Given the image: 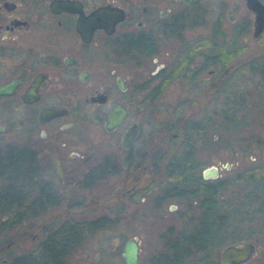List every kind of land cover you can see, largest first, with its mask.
<instances>
[{
	"label": "flooded vegetation",
	"instance_id": "flooded-vegetation-1",
	"mask_svg": "<svg viewBox=\"0 0 264 264\" xmlns=\"http://www.w3.org/2000/svg\"><path fill=\"white\" fill-rule=\"evenodd\" d=\"M61 1L0 0V85L13 83L15 86L12 93L0 95V102L3 99L13 100L16 102V108H31L32 130L26 135L27 144L37 147L41 154L47 157L49 163L53 161L60 165L63 164L64 157L60 158L58 153L66 149L70 150L67 159L83 162L80 150L85 137L77 129L81 118L79 116L81 104L88 105L89 108L111 104L103 122L114 107L124 106L127 113L119 125L112 131H106L104 128L103 130L107 134L121 130L119 146L126 152L125 156L120 160L114 157L111 159L123 162V170L126 174L133 173L131 179L135 182L127 187L125 192L130 195L129 197L139 194L141 197L139 199L142 201L147 198L151 188H157L151 196L149 211L153 213V219L157 224L168 218L179 221L180 226L171 224L163 231L173 230V234L170 235L171 240L177 237L175 233L179 231H174V227L180 229L203 227L211 219L210 208L200 206L197 208L194 204L198 202L193 200L188 202L192 206H188L187 203L182 211H177L174 203L169 204L165 211L162 202L163 191L169 187L167 184L179 187L185 184L182 179L171 181L162 174L172 165V160L165 159L164 156L183 155V150H177L185 145L175 143L166 146L161 141L156 145L144 139L146 144L144 152L149 149L147 153L151 154L154 151L157 153L154 158L134 159V149L141 138L142 126L139 120L128 121L131 113L129 104L132 103L134 94L138 103L162 101L163 98L169 97L170 91L167 89L174 81L186 87L204 84V98L205 101L208 100L210 93H214L211 90L224 87L228 83L227 76L230 75V70L225 65V52H235L236 56L246 47L255 45L251 51L249 64H242L235 70L252 71L251 67L264 65V28L258 35H254L253 14L247 9L244 0H235V5L240 1L244 3L246 15L240 21L234 22L232 6L227 7V19L232 25L231 40L225 38L226 31H219L220 33L215 31L212 33L214 36L217 34L218 37V47L215 48L216 42L211 40L213 36L208 32L200 43L204 47L214 45L217 52L213 56L210 53L205 54L204 63L198 64L192 62L195 57L192 38L188 36L185 38L182 29L171 30L172 27L178 28L179 20L178 16L170 15L168 9L163 15L164 10H160L158 18L146 31L138 29L145 25V21L139 19L134 24L138 30L118 33L119 25L134 14L129 8L122 6L127 15L123 21L116 24L112 33L96 28L90 39L85 41L75 28L78 13L62 9ZM71 1L75 7L80 5L85 14L99 5L114 3L105 1L96 6H89L87 0ZM259 1L264 5V0ZM146 9V5L143 4L141 13L145 14ZM219 20L221 23V18ZM250 37L254 43L251 42ZM169 40L175 41L174 47L171 46L174 41L171 43ZM260 41H262L261 45H257ZM228 43L235 44V47L230 48ZM227 46L231 50L227 49ZM211 58L215 60L213 63L208 62ZM131 66L138 67L141 71L140 78L143 77L133 82L134 87L130 85L129 80L128 72ZM215 66L220 69L216 70ZM200 70L203 72L199 73ZM253 72L259 74L258 71ZM185 99L193 100V96L182 95L181 101ZM46 108L58 109L60 112L47 120H38L39 112ZM146 111V107H143L138 118ZM148 113L152 114L154 111ZM180 119L182 120L183 117ZM132 124L137 125V131L128 147L124 149L120 145V140L123 132ZM180 132L179 126H176L170 132V136L175 138ZM149 137L151 140L152 135L149 134ZM202 170L200 176L205 181L219 177L218 172L215 178H204ZM87 171H75L74 175H79L82 179ZM142 179L148 180L147 186L136 185ZM175 181L178 184L174 185ZM174 198L178 200L180 196L176 195L171 199ZM162 243L161 241V245ZM150 262L151 260L148 264Z\"/></svg>",
	"mask_w": 264,
	"mask_h": 264
},
{
	"label": "rangeland",
	"instance_id": "rangeland-1",
	"mask_svg": "<svg viewBox=\"0 0 264 264\" xmlns=\"http://www.w3.org/2000/svg\"><path fill=\"white\" fill-rule=\"evenodd\" d=\"M105 1H112L117 5L125 6L134 13L131 18L119 25L117 29L118 33L125 30L136 31L138 29L146 31L149 25L158 18L160 10H170V15L178 16V28L181 27L184 31L185 38L187 36L192 38L191 40L195 48V57L192 62L198 64L204 63L205 54L210 53L213 56L217 52L215 48L218 47V37L217 34L214 36L212 33L217 32L218 18H221L220 31H226L227 33H224L225 38L227 37L228 40H231L232 25L227 19V7L232 6V14L235 18L234 22L240 21L246 15L247 11L243 2L240 1L235 5V0H193L187 5L183 4L182 1L175 0H87V3L89 6H96ZM143 4L147 8L145 14L141 13V6ZM139 19L144 20L145 25L136 29L134 24ZM208 32L213 36L211 40L216 42L215 48L214 45L204 47L200 43ZM250 38L252 40V37ZM174 40L169 41L172 43ZM251 42L254 43L253 40ZM261 42H258L257 45H261ZM173 45H175V41L174 44H171L172 47H174ZM228 45L230 48L235 47V44L228 43ZM252 46L254 47L255 45ZM229 47L227 46V49L231 50ZM253 47H246L240 54L234 55V57L226 61L225 65L230 70L229 77H232L231 81L224 87L211 90L214 93L211 92L206 101L203 91L204 84L199 83L195 86L186 87L182 83L174 81L170 88L167 89L170 91L169 97L163 98L162 101L154 102V113L151 114L148 113L147 103H138L135 100L134 94L133 101L129 104L131 113L128 121L139 120L142 126L141 138L134 149V159L155 157L156 151L150 154L147 153L149 150L147 149L146 153L144 152V148L146 147L144 139L148 140V143L151 141L150 143L156 145L160 141L166 146L174 145L175 143L169 139L170 135L168 136L167 133H170L174 129V126L178 124V120L181 117H183V120L189 118L192 121L191 123L194 124H199L202 117H206L210 119L207 130L202 134L196 133L201 139L197 138L192 142L193 150L195 151H193V160L191 163L194 166L196 174L200 173L205 167L216 166L219 177L210 179V181L221 180L223 185L226 186L227 181H231L230 179L253 169L255 170L254 179L233 183L227 188L224 187V189L229 194L230 191L245 192L260 188L263 189V80L259 74L250 69L243 71L235 70L242 64H249ZM213 59L211 58L208 62L213 63L215 61ZM215 68L216 70L220 69L218 66H215ZM202 72L200 70L199 73ZM128 73L131 82L130 85L133 87V82H136V79L143 78L142 76L140 78L141 71L138 67L131 66ZM186 94L193 96L194 104L191 106L187 104L189 103L188 99L181 101L182 95ZM237 101L240 104L242 102V104L236 111L237 113H234L235 108H238L239 105L236 104L234 108L232 104ZM180 102H182L181 107L178 106ZM15 106L16 102L13 100L3 99L0 102V124L4 126V131L0 134L1 146L5 144L21 145L27 142L26 135L32 130L30 124L31 108H16ZM110 106L111 104H107L89 108L88 105L81 104L79 110V116L81 118H79L77 129L85 137L80 150L83 162L75 161V159H67L70 154L69 149L58 153L60 158L64 157L61 168L65 170L66 176L63 180L59 181L60 183H57V186L61 189L62 195H68V197L60 206L53 207L37 219L26 221L13 229V233L10 235L12 239L15 237V242L21 247L25 249L30 247L40 237L41 230L49 226L54 227L58 222L67 218L81 220L102 217L103 221L110 222V224L107 227H102L88 234L83 245L69 258L68 263L124 264L121 256L123 243L126 239L135 236L139 241V262L140 264H148V261L156 256L162 247L159 239L160 233L168 225L178 224L180 226L179 221H175L174 219L171 220L168 218L161 224H157V221L153 219V213L149 211V205L151 196L157 188H151L147 198L142 201L139 199V194H134L129 197L130 195L125 190L135 182L134 179H131L133 173L126 174L125 170L120 166L118 167L119 171L117 174L106 177L95 186L88 188L82 187L81 177L79 175H73L75 176L74 179L79 182L72 183L74 179L69 174H74L75 171H87L94 166H98L105 158L114 157L120 160L125 156L126 152L119 146L121 130L110 134L105 133L103 130L102 122ZM143 107H146L147 111L138 118ZM232 113L237 118H242V116L246 118L243 125L239 128L242 137L237 143L226 142L229 137L226 135L224 121L226 116H232ZM182 132L178 136H175V138L179 137V140H185L188 136H195L190 131H187L183 135ZM149 134L152 135L151 140H149ZM254 135H260L259 139L254 138ZM186 148L187 146H181L177 151L183 150L185 152ZM175 156H178V154ZM45 177L51 178V173L46 172ZM136 185L145 187L148 185V180L142 179ZM189 201L184 198L178 200L169 199L163 204L164 210L167 211L168 205L174 203L177 206V211H182ZM194 205L197 207V204ZM221 206L223 207V205ZM249 209L252 210L251 207ZM168 213L171 214L170 212ZM246 216H248V218L246 217L247 220L239 222V229L237 231L231 227L229 233H224L223 240L216 239L210 245L211 259L215 264L219 263V254L223 246L231 243H240L242 241L254 242L257 249L256 254L244 264H259L261 261H264V220L262 221L260 214L257 212H253V214L248 213ZM225 222L232 224L231 219ZM178 230L180 228L174 227V231ZM250 232L253 234H249ZM13 254V251H6L0 255V264H6ZM200 254L192 253V255L183 257V260L191 264L199 258Z\"/></svg>",
	"mask_w": 264,
	"mask_h": 264
},
{
	"label": "trees",
	"instance_id": "trees-1",
	"mask_svg": "<svg viewBox=\"0 0 264 264\" xmlns=\"http://www.w3.org/2000/svg\"><path fill=\"white\" fill-rule=\"evenodd\" d=\"M219 19L217 31H220ZM180 29L181 27H172L171 30ZM225 53L226 61L235 55V52ZM251 68L252 71L259 72L264 86V65ZM229 76H227V82L231 81L232 77ZM188 102L190 106L194 104V100ZM181 104L182 102L178 106ZM236 104L239 105L238 108H235ZM241 104L239 101L232 104L235 108L234 113H237ZM147 110L153 111V103L147 102ZM245 120L244 116L237 118L233 113L232 116H226L224 128L229 137L226 142L237 143L241 139L239 128ZM209 121L210 119L202 117L199 124H194L189 118L182 119L174 128L179 126V129L183 131L182 135L187 131L195 134V136L186 137L185 140H179V137L173 138L169 136V132L167 133L172 142L187 146V151L178 156L165 155V159L172 160V165L168 166L162 174L171 181L182 179L185 184H181L180 187L167 184L169 187L163 191L162 202L165 203L176 195L180 196V199L194 200L198 202L196 206L210 208L211 219L203 227L181 228L175 233L177 237L173 240L170 239L173 230L162 232L159 236L163 242L162 247L149 264H188L183 257L192 253L201 254L191 264H215L209 249L214 240H223L224 233H229L231 227L237 231L239 222L247 220L248 213L257 212L262 221L264 220V188L245 192L230 191V194L224 189L230 184L254 179L255 170L251 169L238 174L224 186L221 180L212 182L203 180L200 173L196 174L194 166L190 164L195 151L192 142L199 138L196 133H205ZM253 137L259 139L260 135ZM47 160L37 147H32L27 142L21 145H0V255L6 251L14 252L6 264H69V258L83 245L88 234L110 224L103 221L102 217L81 220L67 218L54 227L49 226L41 230L40 237L26 249L15 242V237L12 239L10 234L13 233V229L26 221L37 219L53 207L60 206L68 197V195L63 196L61 189L57 186V183L66 176L65 170L58 162L49 163ZM119 166L124 168L123 162L105 158L98 166L84 173L80 180L81 186L88 188L99 184L106 177L117 174ZM46 172L51 173V178L45 177ZM69 175L74 179V174ZM75 182L79 181L74 179L72 183L75 184ZM173 184L178 183L175 181ZM190 205L188 203V206ZM229 219L232 220V224L225 222ZM259 264H264V261Z\"/></svg>",
	"mask_w": 264,
	"mask_h": 264
},
{
	"label": "water",
	"instance_id": "water-1",
	"mask_svg": "<svg viewBox=\"0 0 264 264\" xmlns=\"http://www.w3.org/2000/svg\"><path fill=\"white\" fill-rule=\"evenodd\" d=\"M182 1L187 5L193 0H175ZM205 1V0H202ZM247 9L254 17V35H258L264 28V5L259 0H244ZM71 0H62V9L77 12L78 16L75 21V28L81 38L88 41L92 32L96 28H102L106 33H112L115 30L116 24L125 19L127 12L124 7L108 2L97 6L88 14H85L81 6L75 7ZM168 10H164L162 15ZM13 83L0 85V95L10 94L14 90ZM29 101V100H26ZM60 112L58 109L46 108L39 112L38 120L44 121L54 117ZM127 109L124 106L114 107L107 115L103 122V128L106 131L114 130L122 119L125 117ZM4 131V126L0 124V133ZM137 125H130L122 134L120 145L122 148H127L131 139L135 136ZM204 178H215L218 176V168L216 166L205 167L202 170ZM256 245L252 241H242L240 243H231L223 246L219 254V264H244L256 254ZM121 256L124 264H140L139 262V241L137 237L126 239L122 246Z\"/></svg>",
	"mask_w": 264,
	"mask_h": 264
}]
</instances>
